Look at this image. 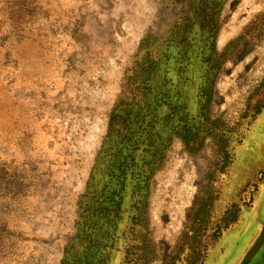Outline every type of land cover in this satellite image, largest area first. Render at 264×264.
<instances>
[{
	"label": "rangeland",
	"instance_id": "rangeland-1",
	"mask_svg": "<svg viewBox=\"0 0 264 264\" xmlns=\"http://www.w3.org/2000/svg\"><path fill=\"white\" fill-rule=\"evenodd\" d=\"M156 2L0 0V264L60 263L120 79L153 26ZM259 16L260 29L216 84L215 109L231 125L264 83V0H229L222 15L219 48ZM237 153V165H246L242 202L259 193L205 264H242L264 227V109ZM214 159L212 146L199 158L172 146L152 203L162 254Z\"/></svg>",
	"mask_w": 264,
	"mask_h": 264
},
{
	"label": "trees",
	"instance_id": "trees-1",
	"mask_svg": "<svg viewBox=\"0 0 264 264\" xmlns=\"http://www.w3.org/2000/svg\"><path fill=\"white\" fill-rule=\"evenodd\" d=\"M228 2H156L153 26L120 79L59 264H111L117 258L119 264H205L221 238L239 224L242 209L254 203L258 190L250 202H242L246 165L239 167L236 160L264 109V83L236 125L216 111L215 99L223 68L251 42L262 17L219 48ZM176 143L191 158L212 146L215 159L203 168L186 222L162 254L152 203Z\"/></svg>",
	"mask_w": 264,
	"mask_h": 264
},
{
	"label": "water",
	"instance_id": "water-1",
	"mask_svg": "<svg viewBox=\"0 0 264 264\" xmlns=\"http://www.w3.org/2000/svg\"><path fill=\"white\" fill-rule=\"evenodd\" d=\"M263 245H264V227H263L257 241L254 243L253 247L248 252L246 257L244 258L242 264H249L251 262V260L255 257L257 252L262 248Z\"/></svg>",
	"mask_w": 264,
	"mask_h": 264
},
{
	"label": "flooded vegetation",
	"instance_id": "flooded-vegetation-1",
	"mask_svg": "<svg viewBox=\"0 0 264 264\" xmlns=\"http://www.w3.org/2000/svg\"><path fill=\"white\" fill-rule=\"evenodd\" d=\"M260 236V235H259ZM256 242V241H255ZM254 245V244H253ZM253 247V246H252ZM251 247V248H252ZM251 250V249H250ZM249 250V251H250ZM248 251V252H249ZM248 254V253H247ZM246 254V255H247ZM245 255V257H246ZM244 257V258H245ZM244 260V259H243ZM243 262V261H242ZM249 264H264V245L262 246V248L257 252V254L255 255V257L251 260V262Z\"/></svg>",
	"mask_w": 264,
	"mask_h": 264
}]
</instances>
